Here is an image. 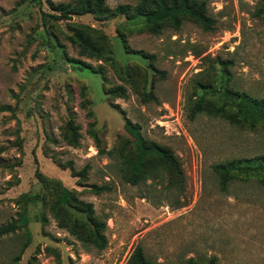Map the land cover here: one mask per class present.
<instances>
[{"label": "rangeland", "instance_id": "374dc122", "mask_svg": "<svg viewBox=\"0 0 264 264\" xmlns=\"http://www.w3.org/2000/svg\"><path fill=\"white\" fill-rule=\"evenodd\" d=\"M79 1L0 0V225H19L0 237V264H14L27 235L16 264H56L48 248L62 264H126L138 244L159 264H264V127L214 114L223 88L264 98V0H203L213 30L183 19L157 34L133 11L113 12L140 0H103L107 15L51 16L54 5ZM77 27L105 33L111 60L80 56L68 40ZM119 85L125 98L106 93ZM144 89L156 100L141 102ZM197 98L202 110L190 117ZM176 114L180 135L156 123L172 124ZM151 141L173 151L183 178L155 161L157 178L127 180ZM221 163L240 165L224 188L214 167ZM40 177L93 204L106 223L104 249L58 224L50 208L57 195ZM91 184L108 189L94 193Z\"/></svg>", "mask_w": 264, "mask_h": 264}, {"label": "trees", "instance_id": "16d2710c", "mask_svg": "<svg viewBox=\"0 0 264 264\" xmlns=\"http://www.w3.org/2000/svg\"><path fill=\"white\" fill-rule=\"evenodd\" d=\"M54 6L56 10L59 11V14L51 16L56 19L68 18L72 14L93 13L96 16H100L107 15L110 12L109 7L104 5L103 0H94V2L90 0H82L77 3L61 2ZM113 10L115 14H128L130 11H133L135 15L144 17L145 28L152 34L159 33L165 24H171L173 27H178L183 19L192 20L206 31L213 30L215 22L208 14L205 1L203 0H140V2L134 6H131L130 4H119L115 6ZM260 12L264 19V11L261 9ZM68 40L71 44L77 47L80 56L103 61H110L112 58L107 35L99 29L94 27H77L70 35H68ZM94 69L95 72L101 74L103 82H106L104 67L98 65ZM106 93L114 97H126V91L121 85L107 90ZM220 94L225 101L223 104L216 107L214 110L215 115H218L236 125H246L249 128H255L256 125L262 124L264 127V98H256L246 92H239L227 88L221 89ZM139 97L140 101L143 103L156 100V96L152 89L148 91L144 89L139 93ZM201 110L202 100L201 98H197L190 111V117H193ZM88 115H92L91 112H89ZM87 132L94 140L98 151L104 152V149L101 147V140L96 133L93 122H89ZM260 158L263 162L260 161L257 165L263 168L264 155L260 156ZM155 161L168 167L174 176L183 178L181 164L173 151L167 146L159 145L151 141L146 148V153L136 154L134 159L130 162V173L129 176H127V180L132 184H136L139 181L148 178L151 180L157 178L158 175H154L156 173L154 167ZM234 166L240 165H231L228 167L226 163H221L214 166L221 175V186L223 188L225 187ZM86 170L87 167H84L81 170V177H86ZM247 174L249 173H246V175ZM40 178L43 184H45L46 187L53 188L57 195L55 202L50 208L54 217H56L58 224L61 227H67L72 235L85 244L91 245L97 250L104 249L107 244L106 235L104 233L106 223L96 217L93 204L78 199L72 191L66 187L55 185L50 186L52 182L50 179L45 177ZM105 189H108L106 185H90V190L94 193H100ZM36 196V198H41L40 194ZM62 207H65L64 211ZM73 210L84 213L87 219H76L75 216H72ZM18 227L19 225L15 221L0 225V237L15 231ZM28 241L29 235H27V239L22 244L19 252L13 257L12 260L14 264L19 261ZM48 250L55 257L56 264H62L60 254L55 249L48 248ZM34 259L35 257L30 258L27 264H31ZM187 263L200 264L192 258H189ZM126 264L159 263L147 257L143 247L138 244L133 248ZM208 264H214V258H211Z\"/></svg>", "mask_w": 264, "mask_h": 264}, {"label": "built area", "instance_id": "2783aa9c", "mask_svg": "<svg viewBox=\"0 0 264 264\" xmlns=\"http://www.w3.org/2000/svg\"><path fill=\"white\" fill-rule=\"evenodd\" d=\"M172 122H173L172 124H169L165 121L158 120L156 123L159 124L169 134L180 135L181 134V124H180L177 114L172 119Z\"/></svg>", "mask_w": 264, "mask_h": 264}]
</instances>
